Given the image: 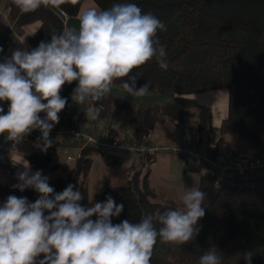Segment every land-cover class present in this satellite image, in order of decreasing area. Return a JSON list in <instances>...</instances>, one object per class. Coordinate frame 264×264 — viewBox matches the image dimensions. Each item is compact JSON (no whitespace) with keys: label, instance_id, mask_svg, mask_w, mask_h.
Segmentation results:
<instances>
[{"label":"trees","instance_id":"trees-1","mask_svg":"<svg viewBox=\"0 0 264 264\" xmlns=\"http://www.w3.org/2000/svg\"><path fill=\"white\" fill-rule=\"evenodd\" d=\"M82 1L73 4L67 0L59 9L68 17H76ZM93 1L99 11L110 9L116 3H135L167 28L157 33L161 43L166 45L167 70L160 69L152 60L130 75L139 74L137 88L149 83V91L171 93L173 97L151 106L120 97L113 99L108 133L118 136L117 130L124 131L131 122L138 126L146 121L156 126L179 124L194 107L197 108L195 142L201 146L212 144L214 152L229 149L226 136L232 135L252 147L263 148V134L257 126H264V0ZM5 6L20 25L39 21L38 28L28 35L33 48L41 41L50 42L51 35L66 28L64 19L51 7L42 6L24 14L12 0H5ZM3 46L0 44V48ZM114 83L121 85L122 81ZM216 88L228 91L227 114L217 128L212 124L211 108L198 104L190 95ZM100 105L101 101L97 102V106ZM56 146L53 143L47 151H42V144L37 145L26 137L14 144L0 135V169L5 168V157L13 150L20 152L34 169L60 168L63 174L49 180L56 193L72 184L74 191L79 190L83 197L79 201L82 207L104 202L107 196L124 205L121 215L112 218L114 224L125 219L137 223L157 211L182 207L180 202L157 192L149 184L148 173L141 177L139 170L130 171L121 184L106 182L103 188L90 192L87 176L93 155H102L106 165L114 164L117 156L86 145L71 164H67L58 161ZM200 166L205 170L199 175L197 188L207 193L202 205L205 215L198 222L200 232L192 241L179 246L158 240L151 264H199L200 257L210 247L216 248L222 264H245L243 253L250 250L253 252L251 264H264V170L255 174L241 171L219 175L211 165L190 159L185 168L199 170ZM15 183L17 181H0V206L9 195L27 197L29 202L39 197L31 188L23 192L13 188ZM153 223L157 229L161 227L158 222ZM39 258L42 259L43 254Z\"/></svg>","mask_w":264,"mask_h":264},{"label":"clouds","instance_id":"clouds-1","mask_svg":"<svg viewBox=\"0 0 264 264\" xmlns=\"http://www.w3.org/2000/svg\"><path fill=\"white\" fill-rule=\"evenodd\" d=\"M65 2L12 0L24 14L42 6L59 8ZM78 21V29L68 26L51 35L50 42L41 41L30 51L17 48L10 57L0 59V102L8 103L7 113L0 114V135L8 141L19 144L39 130L37 140L41 150L47 151L53 144L50 133L67 104L61 96L65 84L77 82L71 100L88 105L85 118L95 122L103 110L97 102L112 92L115 81H122L121 87L130 96L143 97L149 83L137 88L139 74L130 75L134 69L155 60L160 69L167 70L166 45L157 35L167 28L137 4L116 3L100 11L86 8ZM0 113H4L2 106ZM16 179L13 188L21 192L31 188L39 197L29 202L27 197L9 195L0 206V264H151L158 240L178 246L192 241L205 215L202 205L207 193L195 186L180 190L179 209L157 211L137 223L125 219L114 224L112 218L121 215L124 205L111 196L85 208L74 185L56 193L40 170L32 172L26 165ZM154 221L161 225L159 229ZM252 258L251 250L243 253L245 264H251ZM199 264H222V258L210 247Z\"/></svg>","mask_w":264,"mask_h":264},{"label":"crops","instance_id":"crops-1","mask_svg":"<svg viewBox=\"0 0 264 264\" xmlns=\"http://www.w3.org/2000/svg\"><path fill=\"white\" fill-rule=\"evenodd\" d=\"M89 1L90 0L82 1L80 8H78L79 11H78L76 18L79 17V14L85 9V7L95 8L96 10L99 11L97 5L96 4H95L96 6H94V4L90 5ZM38 26H39V21H34L26 25L18 24L17 18L9 14L5 6V0H0V44L4 45L3 52H0V59H2L5 56L10 57L12 51L17 48L22 49V50L27 49L29 51L34 49L32 45L29 43L28 35L33 33L38 28ZM76 86H77V82L74 81L72 84L70 85L65 84L63 87L61 96L64 98H67V104L64 110H62L59 113V121H65L67 119L71 121L74 120L81 127L97 128L101 131H109L108 127L110 124V115L113 109V99L115 98L120 97V98H124L136 104L151 106L154 104L156 105V104H162V103L168 102L173 97V94L171 93H157L154 91H149L148 94L143 97H133V96H130L121 87V85H119L118 83L117 84L114 83L112 85V92L101 101V105L103 108V114H100V119L98 121L93 122V121L86 120L85 115H84V111L88 105H75L73 101L71 100V94L73 92V89ZM200 105H205V104H200ZM0 106L2 105L0 104ZM6 113H7V109L2 114H6ZM183 123L184 122L179 123V124H164L162 126H156L154 122L146 121L142 126H138L131 122L124 131L117 130V135L118 136L120 135V137H123L129 134H133L138 138L151 137V138L160 139L165 142L179 143V144H181L182 142H186L188 140H193V139L195 140L194 135L191 133L193 129H190L189 127H186V128L183 127L184 125ZM212 124H213V112H212ZM213 126L215 128L218 127V126H215L214 124ZM226 139H227L226 141H228L230 144L229 151H226L225 153L227 157H234L241 150H245L248 148V145H245L243 141L240 142L239 141L240 139L238 140V138H236L235 136L227 135ZM62 148L66 150L64 147ZM71 148L75 149L74 146L70 147L69 149ZM75 152H77L76 149H75ZM131 153L132 151H128V150L111 152V154L116 155L118 158V160L112 165L113 167H116V165H118L121 158L124 159V165L122 166L121 170L118 169L116 170V172H114L116 175H119V174H121L122 176L126 175V178H127V175L131 171V167L133 165V164H130V165L128 164V160L133 159V157L130 155ZM97 155L98 154L93 155L92 161L94 160V158L98 157ZM262 155H264V149L255 150L253 156L249 157V159H247V162L254 163L256 162V160L261 159L260 157H262ZM136 156L138 155L136 154ZM101 157H102L101 161L105 163L102 155ZM10 158H13L14 161L15 160L18 161V164L23 163L21 162L22 158L18 154L12 153ZM138 159L140 160V156H138ZM162 159H165V156H163ZM156 165L157 164H154L153 166L157 167ZM87 184H88V181H87Z\"/></svg>","mask_w":264,"mask_h":264},{"label":"rangeland","instance_id":"rangeland-1","mask_svg":"<svg viewBox=\"0 0 264 264\" xmlns=\"http://www.w3.org/2000/svg\"><path fill=\"white\" fill-rule=\"evenodd\" d=\"M90 5L94 4L93 0H90ZM93 6V5H92ZM86 9V7H85ZM192 95L196 102L199 104H205L210 106L213 112V124L218 126L220 121L226 117L227 114V105H228V91L226 88H216L207 91H199L193 92ZM197 108H192L189 111V115L186 117L184 121L183 127H189L192 130V134L196 137L197 133L195 130V119H196ZM192 126V127H191ZM258 129L262 132L264 138V126H257ZM237 138V137H236ZM239 140V139H238ZM242 142L241 140H239ZM245 145H248V148L245 150H241L236 154L234 157H227L225 155L226 151H229L228 147L219 151L221 155L225 158H235V159H242L241 161H245L249 159V157L253 156L255 150H263L260 148H255L243 142ZM57 152L59 154V162H65L67 164H71V161H67L66 156L67 154L75 156V149L71 148L68 151L64 150L62 146L57 145ZM225 150V152H224ZM15 153L18 154L22 159V164H18V161H14L13 158H10L11 154ZM133 159L128 160V164L132 165L131 171L139 170L140 176L142 177L146 173H148V181L149 184L159 193L164 194L166 197H170L177 202L179 200V192L182 188L184 189H191L193 186H198V179L199 175L202 171L205 170V167L200 166L199 170H191L186 169L185 166L188 165L189 159L188 157L177 156L171 153H159L156 155L153 161H147L146 159L140 163L138 156L136 153L130 154ZM97 158H94L92 161L87 181H88V190L90 192L97 191L104 187L105 183H112V184H121L125 181L126 175L122 176L121 174L116 175L114 172L116 170H121L122 166L124 165V159H120L118 165L113 167V164L106 165L101 161V155L98 154ZM165 156V159L162 157ZM260 157V156H259ZM264 158V155L262 157ZM259 159V158H258ZM127 161V160H126ZM257 161V160H256ZM5 163L7 164V168L0 169V181L2 182H13L17 181L16 175L17 173L24 170L25 166H30L27 159L17 150L10 151L9 154L5 157ZM255 163V162H254ZM154 164H157L153 166ZM31 171L35 172L37 169H34L30 166ZM42 175L53 179L57 176L63 174V170L60 168L50 170V169H43L40 170ZM115 174V175H114ZM18 182V181H17ZM264 185V179L262 180Z\"/></svg>","mask_w":264,"mask_h":264},{"label":"built area","instance_id":"built-area-1","mask_svg":"<svg viewBox=\"0 0 264 264\" xmlns=\"http://www.w3.org/2000/svg\"><path fill=\"white\" fill-rule=\"evenodd\" d=\"M62 12L67 18L68 15L64 11ZM3 47L1 48L3 49ZM0 104L8 109L7 102H0ZM40 115L43 118L45 114L41 113ZM108 132L97 128L81 127L74 120H65L59 121L54 126L50 133V139L53 140V143L63 146L66 150L74 146L77 151L75 155L79 154L82 147L92 145L110 152L132 151V153L134 152L140 156L141 164L145 159L149 162L153 161L159 153H171L188 157L192 161H202L209 164L219 175L241 171L255 174L259 170H264V158L257 160L255 163H248L247 160L241 161L242 159L225 158L221 153L214 152L212 144L201 146L194 139L179 144L151 137L138 138L133 134L123 137H120V135L113 136ZM32 134L37 138L40 136V131L35 130ZM74 157L67 154L66 159L71 161ZM4 167L7 168L6 163Z\"/></svg>","mask_w":264,"mask_h":264},{"label":"water","instance_id":"water-1","mask_svg":"<svg viewBox=\"0 0 264 264\" xmlns=\"http://www.w3.org/2000/svg\"><path fill=\"white\" fill-rule=\"evenodd\" d=\"M52 8V7H51ZM52 10H54L62 19H64V22H65V26L66 27H71V26H75L77 29H78V26H79V21H78V18L76 17H67L65 18L63 12L61 9L59 8H52ZM27 139L35 142V144L37 145H41V143L37 140V138L32 134H28L27 136H25Z\"/></svg>","mask_w":264,"mask_h":264}]
</instances>
